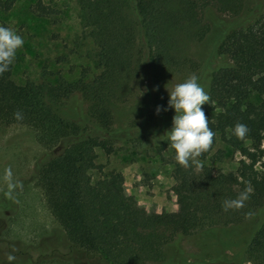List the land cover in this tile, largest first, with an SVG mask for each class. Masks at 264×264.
Returning a JSON list of instances; mask_svg holds the SVG:
<instances>
[{"label":"trees","instance_id":"trees-1","mask_svg":"<svg viewBox=\"0 0 264 264\" xmlns=\"http://www.w3.org/2000/svg\"><path fill=\"white\" fill-rule=\"evenodd\" d=\"M75 1L84 37L96 48L99 73L91 81L59 78L56 84L18 86L12 79L13 63L0 73V125L25 126L38 144L56 150L38 161L33 176L77 253L75 263L264 264V0ZM14 4L0 0V12ZM214 9L231 22L214 16ZM32 12L46 18L54 14L41 2ZM213 34L216 39L200 82L210 98L202 110L215 135L198 158L200 169L194 170L180 166L166 138L159 139L171 129L174 115L171 109L164 111V86L175 76L200 70L199 63L180 53L181 36L201 42ZM144 90L151 98L149 115L141 125L116 129L115 111ZM252 95L258 104L252 103ZM76 98L77 113L68 117L64 110ZM236 123L249 129L243 139L231 134ZM218 138L241 157L234 172L204 164ZM124 144L139 154L149 148L159 154L169 150L177 213H147L125 195L122 173H101L97 151L109 156ZM14 188H7L5 196L13 199ZM245 189L248 198L242 207L222 209L223 200L235 199ZM11 204H0V219ZM256 218L258 226L248 234ZM240 234L245 242L234 261L224 256L205 260L203 255L194 263L186 259L194 257L186 244L214 252ZM3 243L0 240V264H33L28 254L16 258L6 252Z\"/></svg>","mask_w":264,"mask_h":264},{"label":"rangeland","instance_id":"rangeland-1","mask_svg":"<svg viewBox=\"0 0 264 264\" xmlns=\"http://www.w3.org/2000/svg\"><path fill=\"white\" fill-rule=\"evenodd\" d=\"M38 2L50 6L54 14L48 18L36 16L32 6ZM212 14L225 23L231 22L230 16L215 9ZM0 23L15 30L24 40L13 62L12 79L18 86L27 83L56 84L59 78L70 82L83 78L89 82L99 73L96 48L91 40L84 37L81 12L75 0H15L10 11L0 12ZM215 39L216 34L208 35L201 42L190 35L181 36L178 43L180 53L199 63L200 70L166 79L164 92L167 98L166 88L170 91L174 84L183 82L189 75H196L201 84ZM251 101L258 104L259 98L252 95ZM79 104L77 98L72 99L64 110L65 115L74 117ZM150 111L151 98L146 90L136 93L115 111V128L141 125ZM53 153L56 150L51 151L38 144L27 127L0 125V204L12 202L10 208L5 206L1 212L0 240L5 242L2 248L6 252L16 258L20 254H28L33 264H76L74 257L77 253L71 249L63 230L49 212L42 190L33 176L38 161ZM97 153L101 173H122L125 195L134 198L147 213L165 216L179 211L178 197L174 193L173 166L168 162L169 150L159 154L149 148L139 154L132 145L124 144L109 156L102 150ZM240 159L238 153L218 138L211 157L204 164L230 173L234 172ZM99 174L95 172L94 178ZM9 184L15 185L13 199L5 196ZM11 211L12 214L9 213ZM257 221L256 218L250 222L248 234L257 228ZM239 236L227 239L214 252L186 244L185 249L194 256L186 259L194 263L203 255L205 260L224 256L227 261H234L245 242L243 234Z\"/></svg>","mask_w":264,"mask_h":264},{"label":"clouds","instance_id":"clouds-1","mask_svg":"<svg viewBox=\"0 0 264 264\" xmlns=\"http://www.w3.org/2000/svg\"><path fill=\"white\" fill-rule=\"evenodd\" d=\"M23 43V38L15 30L0 26V73L9 70ZM166 90L168 102L164 111L171 109L174 115L171 129L165 131L159 139L166 138L168 147L174 150V158L180 166L199 170L201 162L198 158L207 151L215 135L208 127L209 120L202 110V105L208 104L210 98L194 74L187 76L183 82L174 84L170 91L167 88ZM160 111L157 106L156 113L159 114ZM14 116L19 118L20 114L14 113ZM248 131L245 124L236 123L231 129V134L237 139H243ZM12 187V184L8 185L9 190ZM247 198L248 190L245 189L235 199L223 200L221 207L224 211L238 209ZM11 259L12 257H9V260Z\"/></svg>","mask_w":264,"mask_h":264}]
</instances>
